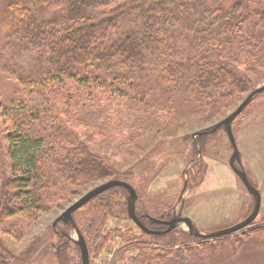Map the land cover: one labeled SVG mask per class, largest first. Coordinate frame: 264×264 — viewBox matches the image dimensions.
<instances>
[{
  "label": "trees",
  "instance_id": "16d2710c",
  "mask_svg": "<svg viewBox=\"0 0 264 264\" xmlns=\"http://www.w3.org/2000/svg\"><path fill=\"white\" fill-rule=\"evenodd\" d=\"M0 19L10 46L35 51L40 58L43 66L29 79L33 86L55 80L54 72L75 78L84 88L87 82L102 80L100 85L119 97L125 91L150 93L161 84L167 90L169 111L210 116L237 95L248 93L253 87L251 75L264 74V7L258 0H0ZM111 79L122 82L110 83ZM61 104L66 105L65 100ZM146 105L158 109L162 101L151 95ZM8 114L0 106L1 119L11 124L0 137V160L8 174L0 192V226L6 223L17 234L25 233L31 220L38 219L69 187L106 179L126 181L108 172L105 162L88 151V144L71 134L66 124L52 119L47 141L30 125L31 120L39 122L32 111ZM69 145L74 148L67 149ZM126 194L123 188H112L74 213L90 260L101 250L105 220L117 199L125 196V215L131 221ZM136 214L146 226L148 218L137 210ZM15 217L18 222H6ZM52 231L57 242L51 247L60 263L71 264L73 250L81 264L79 247L71 236L73 226L59 222ZM142 236L152 242L156 238L144 232ZM33 244L17 256L0 237V252L11 257L8 264H20L36 253L39 241ZM156 248L151 243L142 245L138 259L126 264L184 261L171 260L169 248L159 252Z\"/></svg>",
  "mask_w": 264,
  "mask_h": 264
},
{
  "label": "rangeland",
  "instance_id": "374dc122",
  "mask_svg": "<svg viewBox=\"0 0 264 264\" xmlns=\"http://www.w3.org/2000/svg\"><path fill=\"white\" fill-rule=\"evenodd\" d=\"M258 1L264 7V0ZM6 30L0 19V106L5 114L32 111L39 122L31 120L30 125L40 130L47 141L54 126L52 119L66 124L71 134L88 144V151L105 162L108 172H114L132 186L137 194V213L148 218L146 228L166 230L153 224L152 218L161 221L187 218L201 235L207 236L235 227L250 216L254 198L230 168L233 147L225 128L216 127L252 90L264 86L261 79L264 74L251 75L252 89L237 95L210 116L173 112L165 106L167 90L161 84L153 86L155 89L150 93L125 91L124 97H119L112 93L114 90L100 85L102 80L87 82L84 88L75 78L54 72L55 80L49 78L33 86L29 79L43 66L40 58L35 51L10 46ZM112 79L110 83L122 82ZM146 94L157 96L162 105L158 109L149 108L146 104L151 95ZM260 96L233 122L240 155L236 167L247 174L261 195L259 215L250 226L228 237L204 240L189 236L188 227L178 224L171 232L154 236V243L142 236L143 232L125 215L124 196L114 202L113 213L106 217L101 250L91 256L90 263L126 264L139 256L142 245L151 243L158 252L169 248L171 260L183 258L179 264H264V98ZM63 100L66 105L61 104ZM94 115L98 118L90 120ZM10 125L0 115V137ZM73 148L69 145L67 149ZM3 163L0 160V192L3 180L8 177ZM111 180L69 187L67 192L59 193L53 205L49 203L38 219L31 220L25 233L17 234L3 224L0 237L5 247L18 256L34 246L36 240L39 241L36 253L20 264H61L52 249L57 242L52 224L84 195ZM126 195L128 199L129 193ZM18 221V217L6 218L8 224ZM71 236L77 241L75 232ZM0 254V264H8L11 257ZM79 258L76 251H70L71 264H79Z\"/></svg>",
  "mask_w": 264,
  "mask_h": 264
},
{
  "label": "water",
  "instance_id": "95a60500",
  "mask_svg": "<svg viewBox=\"0 0 264 264\" xmlns=\"http://www.w3.org/2000/svg\"><path fill=\"white\" fill-rule=\"evenodd\" d=\"M264 93V86L256 89L254 92H252L238 107L237 109L229 115L227 118H225L220 124L217 125L216 129L223 127L226 130L227 136L230 140V143L233 147V155L230 160V168L232 171L237 175V177L240 179L244 187L246 188L248 194H250L254 198V208L252 213L248 218H246L244 221H242L240 224H238L235 227H232L230 229L211 234V235H201L193 225L190 219L187 218H177L172 219L170 221L164 222L156 219H151V222L156 225H162L166 226L167 229L165 231H151L148 228H146L141 221L139 220L137 214H136V201H137V194L135 190L130 186L129 184L117 181V180H111L96 189L92 190L91 192L84 195L80 200L72 204L64 213L55 221V223L52 225L53 228H55L56 224L59 222L63 223H69L73 226L75 235L77 237V241L75 240L74 243L79 247L80 254H81V264H90V256L89 252L86 246V243L84 241V238L80 234L79 230L77 229L74 220L73 215L75 212H77L79 209L84 207L87 203H89L94 197H97L98 195H101L102 193L115 188L120 187L126 190L129 193L128 198V206H127V213L128 217L131 221H133L136 226L144 233H147L149 235L153 236H161L165 235L172 230L176 228L178 224H185L188 227L189 234L196 238H201L204 240H210V239H219L224 238L233 235L234 233H237L248 226H250L258 217L260 208H261V195L258 192V190L251 184L247 174L236 167V163L240 162V155L238 152V148L236 146V142L233 135V122L243 113V111L249 106L251 101H253L257 96ZM215 129V130H216Z\"/></svg>",
  "mask_w": 264,
  "mask_h": 264
},
{
  "label": "flooded vegetation",
  "instance_id": "af4514ba",
  "mask_svg": "<svg viewBox=\"0 0 264 264\" xmlns=\"http://www.w3.org/2000/svg\"><path fill=\"white\" fill-rule=\"evenodd\" d=\"M172 220V219H171ZM161 221V220H160ZM164 222L170 221V220H163ZM157 226H161V227H165L167 229L166 226H162V225H157Z\"/></svg>",
  "mask_w": 264,
  "mask_h": 264
},
{
  "label": "bare ground",
  "instance_id": "6f19581e",
  "mask_svg": "<svg viewBox=\"0 0 264 264\" xmlns=\"http://www.w3.org/2000/svg\"><path fill=\"white\" fill-rule=\"evenodd\" d=\"M208 240V239H207Z\"/></svg>",
  "mask_w": 264,
  "mask_h": 264
}]
</instances>
